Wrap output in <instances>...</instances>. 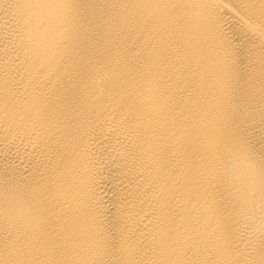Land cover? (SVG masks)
Masks as SVG:
<instances>
[{
  "label": "bare ground",
  "instance_id": "1",
  "mask_svg": "<svg viewBox=\"0 0 264 264\" xmlns=\"http://www.w3.org/2000/svg\"><path fill=\"white\" fill-rule=\"evenodd\" d=\"M0 264H264V0H0Z\"/></svg>",
  "mask_w": 264,
  "mask_h": 264
}]
</instances>
